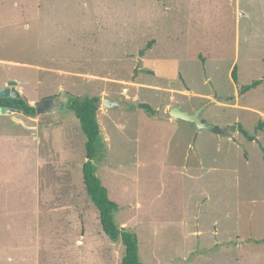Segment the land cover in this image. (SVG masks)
Wrapping results in <instances>:
<instances>
[{
	"label": "rangeland",
	"instance_id": "obj_1",
	"mask_svg": "<svg viewBox=\"0 0 264 264\" xmlns=\"http://www.w3.org/2000/svg\"><path fill=\"white\" fill-rule=\"evenodd\" d=\"M263 74L264 0H0V88L33 107L61 92L126 104H99L94 163L141 264H264ZM176 106L225 134L173 121ZM85 144L69 108L0 115V264L121 263Z\"/></svg>",
	"mask_w": 264,
	"mask_h": 264
},
{
	"label": "trees",
	"instance_id": "obj_2",
	"mask_svg": "<svg viewBox=\"0 0 264 264\" xmlns=\"http://www.w3.org/2000/svg\"><path fill=\"white\" fill-rule=\"evenodd\" d=\"M231 78L237 81L236 68L231 72ZM264 80V74L263 78ZM261 81H254L252 84L242 87L241 92L256 88ZM100 98L75 97L71 96L69 109L72 110L80 123L81 130L86 138L85 156L87 161L82 166V179L85 192L90 202L99 214V222L104 234L113 242H120L124 248V254L120 264H141L138 254V239L134 232L128 228L119 227L114 214L119 206L108 197L107 190L102 186L97 176L95 161L103 154V144L100 138V127L97 120ZM0 106L20 110L25 116H34L35 108L22 99H0ZM137 108L145 111L150 116L156 112L145 103L138 104ZM264 123L259 124V130L263 129ZM240 133L249 141L255 138L249 136L241 126L236 127Z\"/></svg>",
	"mask_w": 264,
	"mask_h": 264
},
{
	"label": "water",
	"instance_id": "obj_3",
	"mask_svg": "<svg viewBox=\"0 0 264 264\" xmlns=\"http://www.w3.org/2000/svg\"><path fill=\"white\" fill-rule=\"evenodd\" d=\"M17 82L16 81H8L6 87L0 88V99H22V95L16 89ZM63 93L61 92L59 95H54L50 97L43 98L39 103L34 105L35 111L37 115L42 113H52L56 110H59L60 105L62 103H66V98H63ZM72 96V95H71ZM27 102V100L25 99ZM99 104L106 109H114V108H126V104L121 99L110 100L107 97H104ZM204 106L193 111V113H189L183 111L181 106L173 107L169 111V115L173 121H184L196 127L197 130H208L217 134H225L226 130L220 129L219 127L205 123L201 119V113L203 111ZM11 113H21L20 110H16L13 108L0 106V115H9Z\"/></svg>",
	"mask_w": 264,
	"mask_h": 264
},
{
	"label": "flooded vegetation",
	"instance_id": "obj_4",
	"mask_svg": "<svg viewBox=\"0 0 264 264\" xmlns=\"http://www.w3.org/2000/svg\"><path fill=\"white\" fill-rule=\"evenodd\" d=\"M60 94V93H59ZM59 94H57V95H59ZM48 97H50V96H48ZM63 98H66V103H62L61 105H60V108L59 109H65V108H68L69 107V102L71 101V95L70 94H68V93H63V96H62ZM45 98V97H44ZM43 99V98H42ZM41 99V100H42ZM40 100V101H41ZM39 101V102H40ZM38 102V103H39ZM47 113H42V114H40V115H46ZM35 115H37V113H36V111H35Z\"/></svg>",
	"mask_w": 264,
	"mask_h": 264
},
{
	"label": "crops",
	"instance_id": "obj_5",
	"mask_svg": "<svg viewBox=\"0 0 264 264\" xmlns=\"http://www.w3.org/2000/svg\"><path fill=\"white\" fill-rule=\"evenodd\" d=\"M124 109H125V108H124ZM165 110H166V107H165ZM6 116H8V117H14V113H11V114L6 115Z\"/></svg>",
	"mask_w": 264,
	"mask_h": 264
}]
</instances>
